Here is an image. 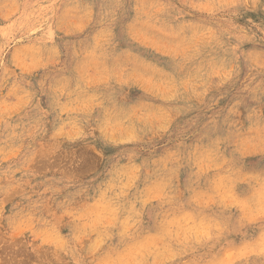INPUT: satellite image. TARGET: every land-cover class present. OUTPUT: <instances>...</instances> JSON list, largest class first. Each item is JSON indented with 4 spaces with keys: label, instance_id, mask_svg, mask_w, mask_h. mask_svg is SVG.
Here are the masks:
<instances>
[{
    "label": "rangeland",
    "instance_id": "374dc122",
    "mask_svg": "<svg viewBox=\"0 0 264 264\" xmlns=\"http://www.w3.org/2000/svg\"><path fill=\"white\" fill-rule=\"evenodd\" d=\"M0 264H264V0H0Z\"/></svg>",
    "mask_w": 264,
    "mask_h": 264
}]
</instances>
